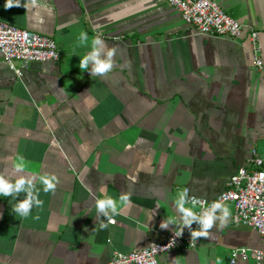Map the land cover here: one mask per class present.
Returning <instances> with one entry per match:
<instances>
[{
    "label": "crops",
    "instance_id": "crops-1",
    "mask_svg": "<svg viewBox=\"0 0 264 264\" xmlns=\"http://www.w3.org/2000/svg\"><path fill=\"white\" fill-rule=\"evenodd\" d=\"M214 1L242 24L238 39L195 32L162 0H38L28 10H6L0 0V21L52 38L59 52L57 62L31 63L21 76L0 59V174L59 179L50 193L36 180L44 203L27 218L0 196V264H108L114 252L173 233L160 223L177 215L179 192L212 201L238 168L264 158V76L250 41L257 32L264 64V0ZM95 36L106 51L118 48L104 77L79 68ZM122 192L130 204L100 229L96 199ZM183 236L191 238L187 228ZM240 247L264 251V240L229 219L158 262L229 264Z\"/></svg>",
    "mask_w": 264,
    "mask_h": 264
},
{
    "label": "built area",
    "instance_id": "built-area-1",
    "mask_svg": "<svg viewBox=\"0 0 264 264\" xmlns=\"http://www.w3.org/2000/svg\"><path fill=\"white\" fill-rule=\"evenodd\" d=\"M175 8L183 22L195 32L208 36L238 39L242 24L229 16L214 0H162ZM257 32H251L254 68L264 76V64L259 56ZM0 59L17 76L31 63L57 62L59 52L55 41L26 29L0 21ZM246 166L238 168L226 184L225 191L216 199H194L196 212L209 207L213 201L222 200L233 205L230 220L255 230L264 240V158L254 155ZM192 205V204H191ZM175 241L174 244L172 241ZM195 246L191 238L169 234L161 242H149L141 249L128 253L114 252L108 264H159L158 256L171 251H187ZM237 260L263 264L264 251L253 248H234L230 251L229 264Z\"/></svg>",
    "mask_w": 264,
    "mask_h": 264
},
{
    "label": "clouds",
    "instance_id": "clouds-1",
    "mask_svg": "<svg viewBox=\"0 0 264 264\" xmlns=\"http://www.w3.org/2000/svg\"><path fill=\"white\" fill-rule=\"evenodd\" d=\"M38 0H5L4 8L6 10L13 7H23L26 10L31 7H36ZM89 37L86 32L81 31L78 37V46H87ZM106 44L100 36H95L91 40V50L87 52L79 62L81 71H89L91 77H104L112 72L115 64V57L118 52L117 47H112L106 51ZM24 157L19 156L15 165L17 172H23L25 169ZM42 185L44 193L54 192L59 183V179L54 174L43 173L38 177L19 176L11 178L0 174V196L12 197L17 202L12 206V212L21 218H27L32 214L33 208L40 209L43 207V200L40 199V189L36 186V180ZM103 192V189L101 190ZM21 194H24V199H18ZM129 192H122L118 200L106 193L102 198H97L95 208L99 228H107L108 223H114V217L118 215L119 206H127L130 204ZM192 204L193 207L186 205ZM195 206L194 199L190 198L189 190L184 189L179 192L174 200V207L177 212L176 216H166L160 223L162 230H168L170 226H175L172 231L174 237H181L184 229L187 228L190 232L191 244L197 241L198 238H209L211 230L214 227L221 229L228 223L231 212L229 207L222 201H213L209 207L201 212L193 210ZM100 217L106 218L107 222L100 220ZM38 218V217H37ZM193 223L198 225L197 229H193ZM95 230V229H94ZM173 240L172 243L174 244ZM220 264V261H217Z\"/></svg>",
    "mask_w": 264,
    "mask_h": 264
}]
</instances>
